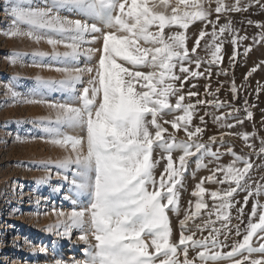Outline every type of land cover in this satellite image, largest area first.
<instances>
[{
	"label": "snow or ice",
	"instance_id": "obj_1",
	"mask_svg": "<svg viewBox=\"0 0 264 264\" xmlns=\"http://www.w3.org/2000/svg\"><path fill=\"white\" fill-rule=\"evenodd\" d=\"M212 3L213 0H207L206 6L205 0H175L170 5L168 0H161L160 7H170L171 15L157 12L155 5L150 8L148 0H51V7L48 8L25 6V0H17L10 6L9 11L14 20L27 25L29 31L22 32L15 28L6 35H27L39 41L41 37L34 36L35 31L56 33L70 41L65 45L70 51L55 53L56 57L74 63H79L81 57L91 61L94 53H100L96 67L57 69L66 74V78L61 81L37 79L38 89L68 92L70 98L79 103V106L49 104L57 114L55 121L48 122L49 127L45 131L52 138L53 145L70 151V155L59 161L57 166L64 170L63 179L72 185L77 197L87 201L85 207L73 210L68 216L72 226L82 230L87 227L96 241L95 245L86 250L83 264H157V260L158 264H194L193 259H189L190 248L202 249L197 253L201 264L223 260H230L232 264H264V243L258 247L253 246L254 237L264 240V205L259 202L252 207L242 240L233 243L229 252L219 251L228 246L226 241L233 228L236 236L241 235L240 224L230 227L234 194L238 190L246 191L248 195L244 198L245 205L250 196L264 195V185L257 184L253 190L249 183L252 163L233 152L231 146L227 152L234 157L233 161L226 167H218L206 178L207 182L229 184L223 191L209 193L213 204L208 216L215 215L221 227H213L216 221L209 219L202 228L197 226L200 231L210 228L208 236L195 239L194 234H186L189 231L186 222L199 215L201 209L208 208L204 200L205 179L202 178L192 192V196L197 198L195 212L185 214L179 221V239H172L169 212L177 215L180 213V178L186 169L187 159L199 154L198 161L205 156L218 160L222 155L219 147L216 151L211 148L217 140L216 136L210 137L208 144L194 139L204 131L200 126L194 130L189 127L194 109L196 105H211L216 109L231 108V105L218 99H198L195 105H185L183 101L186 97L181 89L189 79L203 77L205 72L211 76V65L223 59L222 47L226 34L231 36L230 42L234 46L229 61L234 66L237 47L248 37L238 34L239 30L233 27L229 13L248 11L253 5L264 9L261 0H245L243 3L242 0H234L233 3L214 0V8ZM69 9L85 19L71 20L59 15L60 10ZM213 11L216 13L214 20L209 19ZM222 16L226 23H220ZM89 20L95 22L89 23ZM195 21L206 22V26L210 25L212 29L210 34L201 30L191 48V53H196L201 40L210 35V40L204 45L211 55L209 68L205 72L186 66L195 64V68L200 69L202 64V58L191 56L186 45V31ZM97 22L109 30L104 31L98 27ZM248 23L251 25L254 22L249 20ZM255 26L262 31L252 37L253 44H260L264 42V24L256 23ZM166 28L169 29L167 36ZM173 28L177 30L172 31ZM89 35L91 39L86 40ZM101 37L100 49L82 50L83 44L95 43ZM47 42L55 48L61 41L48 39ZM250 50L251 46L246 47L244 55ZM11 62L15 63V59ZM262 66L264 61L253 67L246 74L245 80ZM144 68L152 70H141ZM177 69L182 75L177 74ZM85 73L89 76L87 86L78 91L76 86L84 83L82 77ZM176 81L180 82L179 88L176 87ZM14 87L10 84L6 90L13 99H17L18 93ZM192 87L195 88L196 84H192ZM219 91L217 88L216 92ZM256 91L259 93L261 88L258 87ZM205 92L215 96L208 86H205ZM231 92L233 99H236L237 88L234 82ZM197 95L195 91L187 94L188 98ZM172 97H176L175 104L171 103ZM176 111L183 114L175 116L171 121L163 120L164 115ZM243 111L246 119L251 120L253 114L247 100L244 101ZM239 112L240 109L231 108L229 113L213 119L220 127L230 129L236 124H243L244 121L237 115ZM230 117L235 120V124L222 123ZM200 120L203 123L204 117L201 116ZM169 123L173 130L183 129L187 141L177 140L175 133L165 136L168 129L163 125ZM62 127L80 128L85 135H66ZM229 134H220L222 144L224 136ZM238 135L257 155L264 154V138H260L257 151L256 145L250 142L255 134ZM157 150L167 154L162 157L167 163L159 179L154 175V169L159 164V160L154 159ZM174 151L182 153L177 160L173 159ZM240 163L243 167L237 166ZM217 172L224 173L222 180L216 179ZM243 215L244 208L241 207L237 218ZM221 235L224 240L220 239ZM80 238L87 242V233ZM146 239L150 240V244ZM149 247L154 251L150 252ZM181 254L182 261L179 259ZM254 254H259V258H253ZM237 256L241 259H234ZM55 264L63 262L57 260ZM74 264L81 262L76 261Z\"/></svg>",
	"mask_w": 264,
	"mask_h": 264
},
{
	"label": "rangeland",
	"instance_id": "obj_2",
	"mask_svg": "<svg viewBox=\"0 0 264 264\" xmlns=\"http://www.w3.org/2000/svg\"><path fill=\"white\" fill-rule=\"evenodd\" d=\"M17 0H0V264H55L60 260L63 264H74L79 261L81 264L86 260V250L95 245L96 241L88 231L87 227L81 229L71 225L68 216L73 210H80L85 207L87 201L82 197L78 198L72 189V185L63 179L64 170L58 168V163L66 156L70 155V151L55 146L51 143V137L45 131L49 127V121H55L56 110L50 108L49 104H70L79 106L76 99L70 98L69 93L60 91L59 89H38L37 79L61 81L66 78L63 71L57 69L75 68L91 66L96 67L99 60V52L93 54L91 61L81 57L79 63L66 61L63 58H57L55 53L63 54L70 51L65 45L70 43L64 37L47 30H38L34 32V36H40V40L29 37L27 35L12 37L6 35L15 28H19L22 32L29 31V27L24 23H17L10 14V6ZM175 0H168L171 5ZM226 3H233L234 0H225ZM245 0H242V3ZM264 3V0H261ZM161 0H148L150 8L156 6L157 12L165 15H171V8L160 7ZM207 6V0H205ZM25 6L33 8L51 7V0H25ZM212 7H215L214 0ZM59 15L67 19L75 20L85 18L69 10H60ZM233 27L238 29L240 36H247L248 39L242 41L237 47L238 55L234 62V66L230 64V57L233 53L234 46L231 44V36L225 38L222 47L223 59L218 64L210 67L211 76H208L205 69L209 68L208 61L211 60L210 52L204 47L205 43L210 40V35L201 40L200 46L196 53H191V48L195 45L196 38L201 30L211 33V26L206 22L195 21L186 31V45L191 56H199L202 58L200 69L195 68V64L186 65L193 70L205 72V76L195 80L189 79L181 93L186 99L183 103L196 104L198 99L205 101L218 99L231 105V108L240 109L237 113L239 118L243 120V124H236L233 128L220 127L214 122L213 117L227 114L231 111L229 107L216 109L211 105H196L193 113V119L189 127L194 130L196 126L204 129L198 139L199 142L208 144L209 138L216 136L217 140L211 145L212 151L222 153L217 160L210 156H205L198 161L197 155L187 159L186 169L183 172L182 187L180 188L179 205L180 213L169 212L170 225L172 228V239L178 241L180 235L179 221L184 218L185 214L195 212V203L197 198L192 196V192L196 190V185L205 179L203 187L206 189L204 200L208 208L201 209L200 214L194 216L186 222V228L189 231L186 234H194L195 239L208 236L210 228L203 231L198 230L205 222L211 219L216 221L215 215L209 217L208 212L212 209L213 201L209 195L211 191H223L229 187L228 183L207 182L206 178L213 174L218 167L228 166L234 157L227 152L229 146L233 152L241 157H245L252 163L250 169L249 183L255 190V185H264V154L257 155L250 149L240 133L255 134V138L251 143L256 145L258 151L260 146V138H264V66L252 73L247 80L246 74L261 61H264V42L253 44L252 37L256 36L262 29L255 26L256 23L264 24V9L259 5H253L248 11L229 13ZM216 13L213 11L209 19H215ZM251 20L254 23L249 24ZM89 23L95 21H88ZM226 19L222 16L220 23H226ZM98 23V22H97ZM104 31L103 25L98 23ZM155 31V27L152 29ZM177 29L173 28L172 31ZM169 34V29H165V35ZM99 36V34H96ZM48 39L61 41L55 48L49 44ZM91 35L86 37L90 40ZM251 46V50L244 55V49ZM102 47V37L95 43H85L82 50L87 48L100 49ZM17 54V55H13ZM15 59V63L11 62ZM127 66V65H126ZM143 71L152 69L144 68ZM177 74L179 73L177 69ZM217 73H226L218 75ZM84 83L77 85V90L82 91L87 86L89 79L88 74L82 77ZM237 88V98L233 99L231 92L232 83ZM13 84L14 90L18 93V98L13 99L6 90V86ZM176 87H180V82H175ZM192 84H196L193 88ZM205 86L209 87V91L215 93L207 95ZM261 91L257 93V88ZM220 91L217 93L216 89ZM189 91L198 93L196 97L188 98ZM171 103L175 104L176 97H172ZM247 100L248 108L253 116L251 120L246 119L244 109V101ZM28 101H44V103ZM210 113V115H206ZM182 112L176 111L163 116V120L171 121ZM204 117L202 123L200 117ZM161 120V123H163ZM226 124H235L233 118L222 121ZM168 129L165 133H175L177 140L187 141L188 137L183 129L173 130L170 123L163 125ZM64 134L72 136H84L85 132L80 128L62 127ZM221 133H231L224 136V142L221 143L219 136ZM182 153L174 151L173 159L177 160ZM167 154L160 150L154 153V159L159 160V164L154 169V175L159 179L160 174L164 171L167 163L166 159H162ZM238 167H243L240 163ZM223 172L216 173V179L222 180ZM234 186V185H233ZM248 193L238 190L233 196V207L230 209L231 225L240 224L241 235L236 236L235 229H232L229 239L226 241L227 247L219 249L221 252L231 251L233 243L242 240L243 229L247 223L248 216L251 213L254 204L259 202L264 205V195L258 197H249L247 204H244V198ZM244 208L243 217H238L239 209ZM61 213L63 215H61ZM243 221V222H241ZM213 227L220 228L219 221ZM223 231V230H222ZM87 233L88 240H82L81 235ZM224 240V236H220ZM150 244V240L146 239ZM264 240L253 238V246H259ZM202 249H189V259H193L194 264H201L197 253ZM149 251L154 249L149 247ZM253 258H259V254H254ZM183 260V255L179 256ZM234 259H241L237 256ZM158 264V260H157ZM208 264H232L230 260L218 262L209 261Z\"/></svg>",
	"mask_w": 264,
	"mask_h": 264
}]
</instances>
